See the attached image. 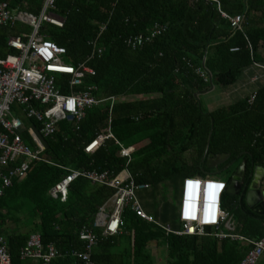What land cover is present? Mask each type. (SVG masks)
<instances>
[{"label":"trees","instance_id":"trees-1","mask_svg":"<svg viewBox=\"0 0 264 264\" xmlns=\"http://www.w3.org/2000/svg\"><path fill=\"white\" fill-rule=\"evenodd\" d=\"M216 1H55L49 13L61 19L63 26L42 22L38 34L66 49V64L82 63L93 69L94 75L86 77L83 86H95L93 96L105 101L86 110L79 123L58 122L57 132L42 139L44 160L32 163L27 176L0 196V235L7 242L12 264H23L19 252L33 233L59 253L82 250L79 232L83 227L98 237L93 264H154L153 247L165 251V264L240 263L248 245L218 239L209 228L205 236L165 234L129 208L123 209L120 234L104 237L93 224L99 208L114 194L108 186L79 177L69 184L64 201L49 194L68 174L65 169L107 171L110 176L126 169L137 185H148L137 192L144 212L178 230L174 204L180 181L214 176L226 168V164L207 167L208 154H229L227 163L235 166L245 161L246 182L254 167L264 170V81L255 73L264 70L254 66L264 67V0ZM1 2L35 17L43 5V0ZM220 11L230 17L240 15L239 27L233 29ZM156 24L166 30L152 42L139 49L126 45L128 37L147 34ZM30 30L20 23L12 28L0 26V59L14 52L7 45L9 38ZM249 76L256 77L250 91L213 110L204 109L199 96L194 97L211 85L227 89L245 81L249 84ZM68 79H56L64 94L73 90L67 86ZM110 98L114 99L111 109ZM23 122L22 139L31 146L27 130L34 122ZM108 127L119 143L133 148L129 162L112 140L91 154L84 151ZM187 153L190 158L185 157ZM235 200L222 196V208L239 222L235 234L261 238L264 217L248 209L245 213ZM20 211L27 213L25 219ZM22 225L26 231H21ZM68 261L59 257L53 264ZM258 264H264V257Z\"/></svg>","mask_w":264,"mask_h":264},{"label":"built area","instance_id":"built-area-1","mask_svg":"<svg viewBox=\"0 0 264 264\" xmlns=\"http://www.w3.org/2000/svg\"><path fill=\"white\" fill-rule=\"evenodd\" d=\"M55 1L43 0L37 17L17 9L11 10L6 2L0 3V26L12 27L21 22L31 28L30 32L21 31L9 38L7 45L14 52L0 59V196L14 181H21L27 176L32 163L44 160L41 155L45 149L42 139L57 132L58 122L68 120L79 123L84 119L86 110L105 101L93 96L95 86H83L86 77L94 75L93 69L82 63L76 66L66 64L63 58L66 49L38 34L42 22L59 28L63 26L61 19L54 18L49 13L54 8ZM220 15L230 22L233 29L238 28L242 20L240 15L230 17L221 11ZM165 30L164 25L156 24L147 34L128 37L126 45L131 49H139ZM254 66L264 70V67L257 63H254ZM59 76L70 77L67 82L69 89H73L70 94H64L57 88L56 79ZM201 76L205 77L204 74ZM109 101L111 109L114 99L110 98ZM23 120L34 122L27 130L33 143L31 146L22 139ZM108 140H112L119 147L120 156L129 162L133 148L122 146L114 138L110 127L98 134L84 151L91 154ZM65 170L68 174L49 190L53 198L64 201L69 184L79 177L114 189L110 201L99 208L93 224V227L102 229L104 237L120 234L123 209L129 208L165 234L205 236L206 229L209 228L212 229L211 235L218 239L230 238L248 245L249 250L239 264H258L264 256V235L257 240H250L219 231L221 225L232 231V224L228 212L222 208L226 182L215 177L185 178L182 181L177 209L180 229L173 230L169 224H163L144 212L137 192L147 189L148 185H137L126 169L115 176H110L107 171ZM197 190L207 195L202 205L194 201L193 194ZM79 239L83 242L82 250L74 249L63 254L59 253L53 244L44 246L40 236L33 233L20 249L19 259L29 260L32 264H53L59 257H68L69 261L62 264H93L92 251L98 237L91 229L83 227L79 232ZM0 264H12L6 240L1 235Z\"/></svg>","mask_w":264,"mask_h":264},{"label":"water","instance_id":"water-1","mask_svg":"<svg viewBox=\"0 0 264 264\" xmlns=\"http://www.w3.org/2000/svg\"><path fill=\"white\" fill-rule=\"evenodd\" d=\"M210 84L211 80H210ZM213 89L211 85L207 91L208 93ZM199 93H195L194 97L197 98ZM213 154H208L206 157V166L209 168H217L225 160L229 158V154L219 156V161L212 159ZM231 166V165H230ZM228 166V167H230ZM246 175V162L242 161L237 169L232 173L230 180L227 183L225 193L229 195H239L240 200L243 199L245 206L255 215L264 217V186L262 181L264 178V170L261 167H254L249 183H243Z\"/></svg>","mask_w":264,"mask_h":264},{"label":"rangeland","instance_id":"rangeland-1","mask_svg":"<svg viewBox=\"0 0 264 264\" xmlns=\"http://www.w3.org/2000/svg\"><path fill=\"white\" fill-rule=\"evenodd\" d=\"M248 85L243 83H237L232 88L222 89L218 86H214L208 93H202L199 96V99L202 103V106L206 110H213L214 108L226 105L235 100V98L242 96L245 92L250 91ZM134 142V140H133ZM126 146V143H124ZM190 153L185 154V157L190 158ZM217 172V171H216ZM233 171L229 170L227 167L217 172L216 178L228 181L232 175ZM21 217L25 219L24 216H27L26 212L20 211ZM22 231H26L27 227L21 226ZM153 252L155 264H165L163 259H165V251L162 252L160 248L153 247L150 249Z\"/></svg>","mask_w":264,"mask_h":264},{"label":"crops","instance_id":"crops-1","mask_svg":"<svg viewBox=\"0 0 264 264\" xmlns=\"http://www.w3.org/2000/svg\"><path fill=\"white\" fill-rule=\"evenodd\" d=\"M43 6V5H42ZM23 12V11H22ZM50 12V11H49ZM51 16H53V15H51ZM35 17V16H34ZM54 18H57V17H55V16H53ZM57 19H59V18H57ZM18 23H20L21 25H26V24H23V23H21V22H17L16 24H18ZM16 24H14L12 27H14ZM27 26V25H26ZM12 27H8V28H12ZM256 74H257V76L259 77V80H262V81H264V72H261V71H256L255 72ZM247 79H249V84L247 83V81H245L243 84L245 85H248V86H250L251 84H253V81H255L254 80V76H249ZM24 121V120H23ZM121 144V143H120ZM122 145V144H121ZM123 146V145H122ZM232 163V166L230 167L231 168V171H235L236 169H237V167L240 165H238V166H235V164H234V162H231ZM231 165V164H230ZM229 165V166H230ZM228 168V167H227ZM230 168H228L229 170H230ZM262 168V167H261ZM254 169V168H253ZM263 169V168H262ZM252 172H253V170H252ZM252 172H251V174H252ZM214 176H212V177H215L216 178V175H217V172L215 173V174H213ZM206 176H209V175H206ZM245 177H246V175H245ZM231 178V177H230ZM218 179V178H217ZM246 179V178H245ZM245 179H244V181H245ZM220 180V179H219ZM230 180V179H229ZM228 180V181H229ZM182 181V180H181ZM180 181V185H181V182ZM221 181H223V180H221ZM228 181H224V182H226V187H227V183H228ZM250 182V181H249ZM249 182H246L245 181V183H249ZM179 185V186H180ZM262 186H264V178H263V181H262ZM181 188V187H180ZM180 190V189H179ZM180 194V193H179ZM225 194H227V193H224V196H225ZM229 195V194H228ZM180 196V195H179ZM230 196H233V195H230ZM233 197H236V200H235V205L237 206V207H239V208H241L245 213H246V211H247V207L245 206V203H244V200L243 199H241L240 200V196L239 195H236V196H233ZM178 201H179V197L177 198V200H176V202H175V204H174V208H175V213L177 214V209H178ZM249 210V209H248ZM228 212V211H227ZM228 214H229V217H230V222H231V224H232V231H230V230H228L226 227H225V225H221V227L219 228V231H221V232H223L224 234H234V235H236L235 234V229L239 226V222L236 220V215L235 214H231V213H229L228 212ZM158 221V220H157ZM160 222V221H159ZM263 226H264V221H263ZM173 229V228H172ZM174 230V229H173ZM22 231V230H21ZM36 234V233H35ZM2 236V235H1ZM237 236H239V235H237ZM4 237V236H3ZM215 237V236H214ZM217 238V237H216ZM231 240H233V239H231ZM240 242V241H239ZM7 243V242H6ZM163 251V250H162ZM264 257V256H263ZM262 257V258H263ZM154 259V258H153ZM163 260H165V259H163ZM22 263L23 264H32L31 263V261H29V260H27V261H22ZM165 263V262H164ZM154 264H155V262H154Z\"/></svg>","mask_w":264,"mask_h":264},{"label":"clouds","instance_id":"clouds-1","mask_svg":"<svg viewBox=\"0 0 264 264\" xmlns=\"http://www.w3.org/2000/svg\"><path fill=\"white\" fill-rule=\"evenodd\" d=\"M193 198H194V201L197 203V204H203L206 199H207V195L200 191V190H197L194 194H193Z\"/></svg>","mask_w":264,"mask_h":264},{"label":"flooded vegetation","instance_id":"flooded-vegetation-1","mask_svg":"<svg viewBox=\"0 0 264 264\" xmlns=\"http://www.w3.org/2000/svg\"><path fill=\"white\" fill-rule=\"evenodd\" d=\"M219 156H221V155H218V156L214 155V157L212 159H214L215 162L219 161L220 160ZM227 160H225L221 165L226 164V167H228L231 164V166H232V163H227ZM221 165H219V166H221ZM230 167H228V168H230ZM230 170H231V168H230ZM243 183H245V181Z\"/></svg>","mask_w":264,"mask_h":264}]
</instances>
